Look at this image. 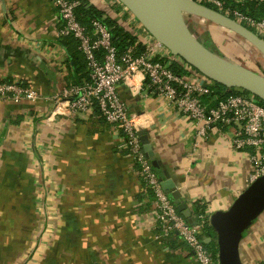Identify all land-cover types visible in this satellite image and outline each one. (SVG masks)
<instances>
[{"label":"crops","instance_id":"1","mask_svg":"<svg viewBox=\"0 0 264 264\" xmlns=\"http://www.w3.org/2000/svg\"><path fill=\"white\" fill-rule=\"evenodd\" d=\"M89 1L122 27L130 20L113 0ZM58 26L52 0H0V80L42 97L86 81L77 45ZM118 90L145 121L159 179L173 183L192 218L196 205L209 217L227 209L251 172L232 130L210 131L194 150L192 123L164 99ZM52 111L45 99L0 100V264H196L177 234L159 236L121 131L96 111ZM239 257L264 264V210L243 231Z\"/></svg>","mask_w":264,"mask_h":264},{"label":"built area","instance_id":"2","mask_svg":"<svg viewBox=\"0 0 264 264\" xmlns=\"http://www.w3.org/2000/svg\"><path fill=\"white\" fill-rule=\"evenodd\" d=\"M196 1L212 4L218 11L264 36V18L255 19L247 9L242 11L234 7L231 1L239 0ZM52 5L59 18L57 36L77 41L86 60L88 80L60 94L42 97L30 84L1 79L0 100H49L53 104V115L68 117L96 111L98 117L121 131L131 165L141 179L142 192L153 206L159 236L167 238L172 233L177 234L190 249L196 264H220L218 252H211L205 246L203 228L210 217L203 211L189 223L178 212L143 150L138 131L145 121L129 108L118 88L123 85L132 95L164 99L192 123L196 140L194 150L199 145L198 139L206 137L210 131L231 129V145L246 153L251 165L246 187L264 175V104L251 94L242 93L229 95L214 105L204 101L205 96H214L215 83L172 55L123 5L124 12L130 14V20L123 27L136 37V44L144 47L142 53L118 54L109 29L100 20H92L91 30H88L76 16L77 0H52ZM172 65L180 66L181 72H175Z\"/></svg>","mask_w":264,"mask_h":264},{"label":"water","instance_id":"3","mask_svg":"<svg viewBox=\"0 0 264 264\" xmlns=\"http://www.w3.org/2000/svg\"><path fill=\"white\" fill-rule=\"evenodd\" d=\"M172 55L181 58L207 79L229 89L245 91L264 103V75L206 46L190 28L193 16L227 30L250 44L264 59V39L246 25L196 0H117ZM146 157L158 168L145 130L138 131ZM178 212L192 223L191 212L171 181L160 180ZM264 210V175L247 186L225 210L210 216L220 264H242L239 241L243 231ZM211 238L205 239V242Z\"/></svg>","mask_w":264,"mask_h":264},{"label":"trees","instance_id":"4","mask_svg":"<svg viewBox=\"0 0 264 264\" xmlns=\"http://www.w3.org/2000/svg\"><path fill=\"white\" fill-rule=\"evenodd\" d=\"M79 2V5L76 7V16L78 18V20L80 21L81 24H83L88 30H91V22L92 20L96 19V20H100L110 31L111 36H112V42L118 52V54H122L125 53L127 51H132L133 53L139 54L142 53L144 51V47L136 44V37L130 33V31H128L127 29H125L124 27H122L121 25H119L116 20H114L113 18H111L110 16H106L104 14V12L97 8L96 6H94L93 4H91V2L89 0H77ZM245 3H236L231 1V3L234 5V7L240 9V10H244L247 9L248 13L254 17L255 19H261L264 18V0L260 1V0H243ZM242 1V2H243ZM206 5L215 8L212 4L209 3H205ZM216 9V8H215ZM249 27V26H248ZM251 30H253L254 32H256L255 29L249 27ZM196 35L199 37V39L208 47H210L211 49V43L217 39L220 38L222 35V32L219 29H214L211 31L212 37L214 39H210L208 37V35H206V33H204V36L201 34L199 35L197 32H195ZM208 37V38H207ZM264 39V36H260ZM67 39H71L73 40V42H75V45H77V49H78V43L76 40H74L71 37H64L63 40H67ZM218 40V39H217ZM251 49H253L254 51H256L250 44L246 43ZM218 51V50H216ZM81 51L78 49V51L74 52L73 58H76L74 61V64H79L80 66H78V72L83 71V69H86V72L84 74L85 76V80H88V72H87V67H86V60L84 58V56H80ZM221 53V52H219ZM99 56H101V53H99ZM171 68L175 71L180 73L181 72V67L178 65H172ZM23 84V83H22ZM249 94L245 91L239 90V89H229L226 88L222 85L216 84L215 83V87H214V96L216 95V99L214 98L213 95L210 96H205L203 98L204 101H209L213 99V103L210 105H214L216 103V101L220 100V99H224L225 97L229 96V95H234V94ZM257 99V98H256ZM261 104H264L262 101H260L259 99H257ZM154 170L157 172L156 168H154ZM152 196V195H151ZM203 208L200 205H196L194 207V214L193 215H197V214H201L203 213ZM180 213V212H179ZM181 214V213H180ZM182 215V214H181ZM203 236L206 238H211V241L209 242H205V246L211 251V252H216L217 251V247H216V242H215V233L213 228L210 225V221H206V224L203 228Z\"/></svg>","mask_w":264,"mask_h":264},{"label":"rangeland","instance_id":"5","mask_svg":"<svg viewBox=\"0 0 264 264\" xmlns=\"http://www.w3.org/2000/svg\"><path fill=\"white\" fill-rule=\"evenodd\" d=\"M186 21L194 32H197L199 35L202 34L203 36L204 33H206L210 39H214L211 34L213 29H219L222 31V36L211 43L213 50H218V52L230 56L231 59L238 60V62L264 75V59L257 51L251 49L246 44L247 42H244L227 30L213 26L209 22L193 16H186ZM15 81L20 82L19 80Z\"/></svg>","mask_w":264,"mask_h":264}]
</instances>
